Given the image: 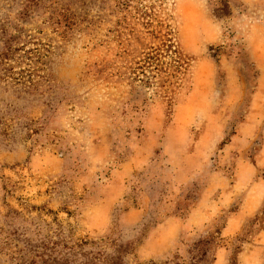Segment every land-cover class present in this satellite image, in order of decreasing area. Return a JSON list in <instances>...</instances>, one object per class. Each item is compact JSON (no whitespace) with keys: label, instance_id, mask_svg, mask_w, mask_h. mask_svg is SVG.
Returning <instances> with one entry per match:
<instances>
[{"label":"rangeland","instance_id":"1","mask_svg":"<svg viewBox=\"0 0 264 264\" xmlns=\"http://www.w3.org/2000/svg\"><path fill=\"white\" fill-rule=\"evenodd\" d=\"M257 85L264 0H0V264H240Z\"/></svg>","mask_w":264,"mask_h":264},{"label":"crops","instance_id":"2","mask_svg":"<svg viewBox=\"0 0 264 264\" xmlns=\"http://www.w3.org/2000/svg\"><path fill=\"white\" fill-rule=\"evenodd\" d=\"M253 88L255 92L253 94L254 98L251 100V107L255 108L264 106V97H261V95H264V93L261 94L260 92V90L262 92H264V90H262L260 85L254 86ZM257 99H260L262 102L257 101ZM252 121V118L248 116L244 120H239L237 126V140L240 148L243 150L242 156H244L242 160H239V163L240 166H243V169H251V166L254 167L256 163L259 164L258 161L264 157V148L260 149L258 152L259 157L256 162H253L245 156L247 153H249L248 150L251 149L250 147H252L256 141L255 139L252 140L256 134L253 132L254 125L252 124ZM259 135L260 139L262 140L264 135L261 133ZM241 187L246 188V195L240 208L234 212L228 220V225H226L225 228L228 235L237 234L242 229L243 222L248 218L254 217L264 203L263 181H254L252 184L247 186L246 181L242 182L241 180H237L235 184L231 183L229 186H226V189H224L223 199L221 201L228 203L227 200L229 197H231L230 201L232 203L238 189H241ZM211 189L212 188L210 187L204 192V200H206L209 196L208 191ZM192 217H194V215H192ZM226 256V251L220 250L216 256L214 264H227ZM237 257L240 264H264V229L256 232V234L251 238L250 242L247 243V246L238 252Z\"/></svg>","mask_w":264,"mask_h":264}]
</instances>
